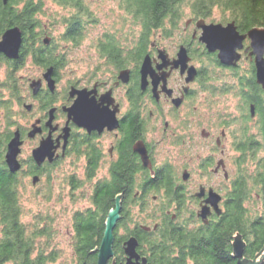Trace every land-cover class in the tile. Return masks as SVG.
I'll use <instances>...</instances> for the list:
<instances>
[{"label":"trees","instance_id":"obj_1","mask_svg":"<svg viewBox=\"0 0 264 264\" xmlns=\"http://www.w3.org/2000/svg\"><path fill=\"white\" fill-rule=\"evenodd\" d=\"M55 1L72 8L73 14L67 19L63 38L70 40L75 45L79 44L83 37L85 24L94 21L91 12L84 4L85 0ZM185 1H189L191 16H194L196 20L210 18L213 8H219L229 15V21L235 22L237 30L241 34L253 27H264V0H120V6L127 17L139 26V33L136 42L130 47L120 42L122 39L118 30L110 32L112 34L105 33L106 35L104 34L96 41L95 48L98 55L103 58L105 67L111 66L112 68V70L105 71L107 76H114L119 70L126 69L136 73V70L133 69H137L140 61L142 63L141 59L152 50L149 48L152 47L151 41L155 31L165 28L164 34L168 36L172 30L177 28ZM42 6L43 0H0V36L4 30L12 26H18L22 33L18 59L10 60L0 54V59L6 60L9 65L5 87L10 93V98L15 97L20 100L14 73L24 65L26 59H30L44 71L52 66L53 77L55 79L59 77L58 69L62 66V54L56 55L50 41L48 44L43 42L47 36H45L44 27L41 26L36 16L42 10ZM82 17L85 18V21L82 20ZM183 46L186 48L185 44ZM212 53L214 52L199 53L196 58L201 59L200 56L203 55L211 60L213 66H221L222 63L217 54L215 56ZM238 66L239 61L235 66L229 67L237 68ZM254 67L251 66L242 74H237V69L232 70L235 73V81L233 83L232 81H223L220 86L208 84V82L213 84V77L210 76L209 71L206 75L200 72V86L208 92L207 97L214 100L215 98L212 96L216 93L221 95L233 92L239 98V102H237L239 104L236 103L235 109L232 112L228 111L223 118L226 120V127L227 124H233L235 126L233 134L240 135V163L243 169L233 184V192L225 202L224 212L219 221L208 227L202 226L197 229L174 223L170 216L164 213L166 211L164 209L170 206L171 201L175 199L171 183L173 171L169 167H163L162 170L156 171L155 178L151 177L147 169L136 164L130 147L122 148L120 160L111 169L112 180L105 184H97L90 207L83 211L77 210L72 215V248L77 263L97 264V249L104 236L108 214L116 209L117 202L119 218L112 230L113 257L108 260L107 264H111L112 260H115V264H125L124 239L131 236L137 241V253L141 257H146L147 264H235L232 243L233 237L237 234L245 243L243 256L253 259L264 253V173L259 169L256 173L254 170L252 174L244 172V170L247 171L244 168L246 161L251 160L255 166L256 149L252 150L249 135L251 107L254 108L256 114H264V90L255 79ZM95 74L96 71L93 75L95 76ZM72 85L78 88V86ZM87 89L91 90L92 88ZM138 93L139 91L131 89L130 97H136L139 95ZM56 95L57 91L38 98L42 108L52 107L56 102ZM5 109L6 115L9 117L8 107L6 106ZM261 129L264 137V126ZM10 136V132L0 135V264H47L53 262V254L44 255L45 249L42 248L37 252L34 240L37 235H47L46 228L36 226L29 232L20 219L21 206L16 189L20 171L11 173L5 164L3 155L6 138ZM87 159L92 166L96 165L98 152L96 150L87 152ZM53 163L50 164V167H53ZM32 168V174H40L41 171H37L34 164H32ZM139 171L142 173V180L138 187L148 195V198H151L150 194L163 191L160 200L149 202V205L151 207L153 205L154 209L160 207L162 214L160 217L150 215L154 218L152 225L147 224L146 219L149 216L147 214L142 217L143 221L135 222L129 228L127 222L132 210L130 207L133 204L131 199L134 189L133 176ZM70 182L76 188L73 176ZM255 184L257 187L259 186L258 194L262 202L260 214L249 213L245 206L246 201L251 198L250 194ZM145 226H149L151 230L147 231ZM120 228L126 233L123 234L122 231L119 234ZM261 264H264V261Z\"/></svg>","mask_w":264,"mask_h":264},{"label":"flooded vegetation","instance_id":"obj_2","mask_svg":"<svg viewBox=\"0 0 264 264\" xmlns=\"http://www.w3.org/2000/svg\"><path fill=\"white\" fill-rule=\"evenodd\" d=\"M190 24H193L194 28L189 39L185 43H180L179 46L185 44L190 58L188 67L193 65L197 70L193 81L186 82L185 80L188 67L184 72H181L180 67L173 66L172 62L175 59L177 52L172 54L166 51V49H159L156 45L153 46L152 44L155 52L151 51L149 52V55L151 58V65L155 69V75L159 79L157 84L162 86L166 82L170 94L167 92H160L157 98L154 97L152 95L151 86L152 78L149 74L146 75V87L144 89L141 88L140 61L137 69H133L136 70V73L130 71V69L124 71L119 70L114 76L104 75L103 77H99V79L93 80L90 85L83 84L78 86L79 89L92 88L95 90L93 95L95 96L96 103L107 112L113 113L116 121V126L114 128L110 129L107 125H104L101 130L94 129L88 131L81 126H77L72 120H68L66 108L69 105L56 107V105H60L59 103H56L55 105H52V107L46 109H43L42 106L39 105L40 111H38L37 116L34 118V122L35 120L40 121L39 126L42 128V133L36 134L34 137H29L27 134L31 127L29 128V126H27L26 128H21L17 126L15 130H19L22 144L26 141H32L33 138L37 139L39 143L40 139L47 135L48 128L46 127L45 122L48 119V111L50 108H55L53 124H56L58 129L53 132V138L59 136L64 127L67 126L69 128V136L64 149L62 148L64 140L63 138H60V147L56 150V153L58 154L57 159L63 160L69 155L74 154L76 159L74 180L77 185L76 189H80L82 194L91 199L92 196L94 197L97 184H105L111 181L113 178L111 169L113 165L120 160L121 149L130 147L136 164L147 169L151 177H154L156 171L162 170L163 167H169V169L173 171L171 175V183L173 184L172 189L175 199L171 201L170 206L164 209L166 210L164 213L169 215L174 223L197 229L202 226L208 227L211 224L218 222L224 212L225 202L230 198V194L233 192V184L241 172V149L239 146L241 140L238 133L233 134L227 130L225 124L226 120H222L220 123V129L217 133H215L216 131L210 132L203 127L200 130V133H196L198 137L195 140L193 139V135L191 136L187 134L189 132L188 129L186 130L185 135L177 134L178 127L175 122L178 113H180L183 108H186V117L188 120L184 124L186 128H188L195 120L202 119L203 115L207 113L204 105L205 99L203 97L200 99L201 109H199L198 103L194 104L192 102V100L199 96L208 95V92L201 88V81L199 80L200 72L205 73L206 75L208 71L204 67L205 65L203 62H201V59L198 57L196 58V55H199V53H207L205 44L199 41V38L197 39L200 35L201 29L196 26V21L193 22V20L186 21L185 26L187 29V26ZM246 41L248 40L246 39L244 41L243 48L240 51L241 58L239 63L242 60H248L250 65L254 66L253 56L249 54L250 49L246 50L249 45V43H245ZM160 50L163 52H160ZM212 54L216 56L217 53L214 52ZM195 59H198V61ZM218 67L230 71L237 69L222 64ZM121 72H126L125 79L120 78ZM167 72L169 73L168 75ZM176 72L178 75H176ZM173 77H175V79L171 81ZM57 79L58 78L56 77L55 81ZM44 82L42 81L38 95H33L31 90V99L38 102V104V98L42 95L46 96L47 93L52 94L57 91V81L54 92H50ZM71 86L73 85H70V87ZM160 86H158V88ZM69 89L67 91L68 100L72 99L69 97ZM131 89L133 91H139V95L136 97H130ZM107 91L110 92L108 98H102L101 95ZM24 104L26 103H23V105ZM30 105L33 107L36 104L30 103ZM59 114H61L60 118L58 117ZM170 121L173 122L172 127L170 126ZM156 122L160 124V129L154 126ZM33 123H30L29 125L32 126ZM249 124V135L251 146L253 147L252 150L256 149L254 170L255 173L258 171L257 169L264 173V137L261 132V128L264 126V114H256L253 108ZM37 135H40V139L36 138ZM132 137L134 138L130 141ZM166 141L169 142V145L180 146L176 147L178 148L177 152L179 155L175 153L174 155L169 156L168 161L159 163L156 156V146L165 143ZM203 143L208 144V152L205 156L201 154ZM142 149L145 151L147 161H144L142 157L143 154L139 153V150ZM93 150L98 152V159L94 166H92L87 159V152H92ZM229 152H234V154H229ZM198 160H200V162H198ZM171 162H176L175 164H177V166L175 164L171 165ZM232 163L235 166L233 171ZM27 164L29 167V169H27L29 175H40L38 173H31L33 172L32 164L35 165L37 171H41L39 173H42L51 163L45 161L42 165H37L30 155ZM22 169L23 163L21 162V170ZM195 171L198 172L201 177L197 178V176H194L197 175ZM91 174L93 175L89 177ZM141 175V171L134 173V189L131 196L133 204L130 208L132 209L134 205H137V207L144 212L146 208L149 209L147 211H150L153 205L151 207L149 202H156L159 200L162 197L163 191L150 194L149 197L151 198H148V195L138 187V184L142 180ZM36 183L32 184L35 185ZM252 191H254L256 201H259L258 203L261 204L260 195L258 194L259 186L257 187L255 184ZM211 193L219 197L217 202V208L219 209L218 212L206 202ZM90 205L77 210L83 211L89 208ZM204 206L208 207V214L203 220L200 214L201 209ZM145 214L160 217L162 213L160 207H155L154 211ZM142 226L144 227V225ZM145 229L147 231L151 230L149 226ZM125 233L126 232L123 230V234ZM128 238L129 237H126L124 240L126 241ZM115 263V260L111 261V264Z\"/></svg>","mask_w":264,"mask_h":264},{"label":"rangeland","instance_id":"obj_3","mask_svg":"<svg viewBox=\"0 0 264 264\" xmlns=\"http://www.w3.org/2000/svg\"><path fill=\"white\" fill-rule=\"evenodd\" d=\"M84 4L91 12L94 21L85 24L83 37L77 45L70 40L63 38L67 26V19L73 14L72 8L61 5L55 0H43L42 10L36 15L41 26L44 27L45 36L49 38L52 47L55 49L56 55L59 53L62 54V66L58 69L59 77L57 81V95L55 97L56 102L54 103V105L56 103H59L60 105H56V107H61V105H72V99L74 101L75 97L69 96L72 99L68 100L67 95L70 85L74 84L80 86L87 84V82L88 84L92 83L96 77L99 79V77L107 75L105 73L106 70H112L111 66L105 67L103 58L98 55L95 48L96 41H98L101 36L105 33L108 34L118 30L120 38L122 39L120 42L127 47H130L131 44L135 43L138 38L139 26L134 24L132 19L130 21L129 17H127V14L120 6V0H85ZM182 8L183 12L177 23V28L172 30L168 36L164 34L165 28L155 31L151 46L153 44V46L156 45L159 49L164 48L166 51L175 54L180 42L182 43L185 39L189 38L194 26L193 24H190L187 26V29L185 23L188 20H193L194 22L196 19L194 16H191L192 13L189 1H185ZM211 15L210 18L205 19L207 23H221L224 25L230 20L229 15L225 14V12L219 8H213ZM82 20L85 21V18L82 17ZM244 41H242L243 45ZM245 43L248 44L249 40ZM149 49H152L151 51L155 52L154 47ZM239 51H241V49ZM200 57L201 62L205 65L204 67L209 71L210 76L213 77V84H208L220 86L223 81H232V83L235 81V73L233 71L220 68L216 65L213 66L210 59L203 55ZM195 60L198 61V59ZM249 68H251L249 61L242 60L237 67V74H242ZM94 71H96L95 76L93 75ZM8 72L9 65L7 61L0 59V135L7 132L11 133V136L6 138L3 155L6 153L7 142L12 138V132L15 128L17 126L21 128L29 126L30 128L31 125L29 124L34 122V118L37 116L38 111H40V103L38 104V102L31 99L32 96L29 83L32 79L41 78L44 69L32 63L30 59H26L24 65L14 73L15 83L19 91L18 95L21 103L20 100L15 99V97H9L10 93L5 87ZM168 74L169 73L167 72V75ZM176 75H178V73ZM154 77L155 81L152 79L151 86L157 97L160 92L166 93L169 91L166 82L160 86L157 84L159 80L158 77L155 74ZM233 78L234 80H231ZM173 79H175V77H173L171 81ZM158 86L160 87L158 88ZM154 92H152V95ZM202 97L205 99L204 105L207 113L203 115L202 119L195 120L189 127L187 125L188 128H186L184 124L188 120L186 117V108H183L180 113H178L175 122L178 127L177 134L185 135V132L188 129L189 132L187 134L191 136L193 135V139L195 140L198 137L196 133H200V130L203 127L210 132L216 131L215 133H217L220 129V123L224 120L223 117L226 116V113L228 111L232 112L237 104H239L237 103L239 102V98L236 97L233 92L221 95L216 93L212 96L215 98L214 100L207 96H199L192 100L194 104L198 103L199 109H201L200 99ZM22 103H35L36 105L32 107L33 109L26 110ZM6 106L8 107V112L10 114L9 117L6 115ZM58 117L60 118L61 114H59ZM172 125L173 122L170 121V126L172 127ZM227 125V130L230 133H233L235 126L233 124ZM154 126L160 129L159 123L156 122ZM36 138L40 139V135H37ZM26 142L22 144V146L20 145L21 150L17 156L19 162L23 163V169L19 170V176L17 177L18 182L16 188L18 191L19 204L21 206L20 219L29 232L34 230L36 226H38V228H46L48 234L37 235L34 237V240L37 252L42 248L45 249L44 255L53 254V262H48L47 264H78L72 248V215L77 209L90 205L91 199L82 194L80 189L78 190L71 185L70 180L72 176L73 178L75 177L76 171L75 156L74 154H71L66 159L54 160L53 162L55 163H53V167L48 165L47 169L40 173V175H35L39 176V179L37 183L33 185V176L29 175L27 172V169H29L27 160L38 141L33 138L32 141ZM207 145V143H203L202 145L201 154L203 156L208 152ZM176 147L180 146L169 145L168 141L157 145V161L161 163L163 161H168L169 156H172L175 153L179 155L177 152L178 148ZM229 154L233 155L234 152H229ZM143 159L146 161L145 158ZM198 162H200V160H198ZM175 163L176 162H171V165H174ZM175 165L177 166V164ZM234 168L235 166L232 163V171ZM244 168L247 169V171L244 170L247 174H252L255 169L251 160L244 163ZM241 169H243L242 165ZM195 173L197 175L194 176H197V178L201 177L198 172L195 171ZM250 195L251 198L245 203L246 208L249 213L255 212V214H260L262 212V207L261 204L258 203L259 201H256L254 191H251ZM153 209L154 208H151L150 211H147L149 209L146 208V210L142 212L137 205H134L127 226L130 228L135 222L143 221L142 217L146 216L145 213H151ZM146 221L148 225H152L154 223V218L147 216ZM122 231L123 229L120 228L119 234H121Z\"/></svg>","mask_w":264,"mask_h":264},{"label":"water","instance_id":"obj_4","mask_svg":"<svg viewBox=\"0 0 264 264\" xmlns=\"http://www.w3.org/2000/svg\"><path fill=\"white\" fill-rule=\"evenodd\" d=\"M196 26L201 29L199 40L205 44L207 51L217 52V57L220 62L227 66H235L241 57L240 49L243 48L242 41L249 40V45L246 48L250 49V55L253 56V62L255 66V77L258 84L261 85L264 90V27H253L246 33L241 34L235 25L234 21L222 25L221 23H207L203 18L196 20ZM43 42L49 43V38L45 37ZM22 43V33L18 26H12L7 28L0 38V54L10 60H16L19 57V52ZM160 52H163L160 50ZM190 58L187 54V49L180 45L176 53V57L173 60L174 67H180L181 72H184L188 67ZM141 88L144 89L146 85V75L150 74L153 81H155V70L151 66V58L149 54H146L141 63ZM196 68L191 65L188 67L186 82L193 81L196 76ZM53 67L50 66L45 69L42 77L39 79H32L29 83V87L32 90L33 95H37L41 89L42 81L44 80L46 86L50 92H54L56 88V82L53 78ZM120 78H126V72L120 73ZM94 89L88 90L87 88H75L72 86L69 90V96L75 97L71 106L66 108L68 120H72L77 126H81L88 131L101 130L104 125H107L110 129L116 126V121L113 113L107 112L101 108L95 101L93 93ZM152 92L154 90L152 89ZM170 94V90L167 91ZM110 92L107 91L101 95L102 98H108ZM154 97L157 95L153 94ZM26 110L31 109L30 104H24ZM55 108H50L48 111V119L45 122L48 132L46 136H43L38 145L32 149L31 156L37 165L43 164L46 160L48 163H52L57 159V148L60 146V138H63L64 142L62 148L66 145L67 138L69 136V128L66 126L62 129V132L56 138H53V132L58 129L57 125H53ZM253 107H251V111ZM39 120H35L31 129L28 132L29 137H34L36 134L42 133V128L39 126ZM22 144L19 130L13 132L12 138L7 142V150L4 154V161L8 170L11 173H16L21 169V162H19L17 156L20 152V145ZM142 157H147L145 151L139 150ZM147 164V163H146ZM148 165V164H147ZM39 179L38 176H33L32 183H36ZM119 200V199H118ZM219 197L215 194H210L206 202L210 204L215 211H219L217 208V202ZM117 206H119L117 202ZM110 211L106 221V227L104 236L102 238L99 249H97V264H107L108 260L113 257L112 242L113 234L112 230L119 218V207ZM208 214V207L204 206L201 209V218L204 220ZM137 241L134 237H129L124 243V253L126 255L125 264H147L146 257H141L137 251ZM245 243L239 234L233 237V257L236 259L235 264H261L264 261V253L260 257L253 259L243 256V250Z\"/></svg>","mask_w":264,"mask_h":264}]
</instances>
